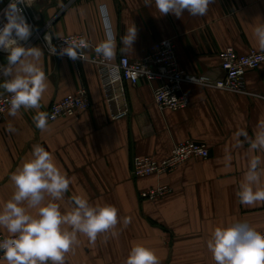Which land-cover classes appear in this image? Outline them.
<instances>
[{
  "label": "crops",
  "instance_id": "1",
  "mask_svg": "<svg viewBox=\"0 0 264 264\" xmlns=\"http://www.w3.org/2000/svg\"><path fill=\"white\" fill-rule=\"evenodd\" d=\"M29 2L27 11L36 27L49 25L56 38L84 35L90 45L88 55L92 46L107 40V29L114 37L115 59L141 60L154 43L172 39L179 68L211 81L223 78L219 54L225 49L238 54L261 51L253 29L264 22V0H214L205 15L185 11L180 18L161 15L154 0L151 6H145L144 0ZM4 3L0 0V10ZM133 24L137 36L131 48L122 37ZM35 46L42 52L39 64L48 88L40 108H21L15 117L7 114L0 123V208L15 190L11 174L32 158L33 146L39 144L71 181L64 198L56 201L62 213L71 210L72 196L118 210L116 227L99 234L95 243L78 234V243L65 255V264H126L135 244L150 248L159 264H214L207 240L215 227L241 222L264 233V202L243 205L237 196L251 156L259 155L264 168V150L250 151L245 137L236 135L244 130L254 138L258 126L264 124V66L247 71L244 93L186 84L187 107L161 111L153 100L155 83L126 85L123 93L115 86L111 90L114 100L108 102L94 65L54 58ZM0 61L7 64L6 58ZM80 87L88 92L89 111L48 121L44 131L36 127L38 112L47 113L53 102ZM124 104L129 115L111 120L112 113L122 110ZM9 125L14 131H8ZM185 141L204 144L209 158L190 159L168 174L131 177L133 158L161 161L177 143ZM260 186L264 187V174ZM158 187H169L171 192L154 201L140 198V193ZM29 212L35 215L36 210ZM124 217L130 220L127 225ZM0 234L8 235L4 229ZM0 264L6 262L0 259Z\"/></svg>",
  "mask_w": 264,
  "mask_h": 264
},
{
  "label": "clouds",
  "instance_id": "2",
  "mask_svg": "<svg viewBox=\"0 0 264 264\" xmlns=\"http://www.w3.org/2000/svg\"><path fill=\"white\" fill-rule=\"evenodd\" d=\"M144 3L151 6L152 0H144ZM154 3L161 15L173 14L180 18L185 11L192 16L205 15L214 0H154ZM21 5L31 6L29 0H10L4 9L6 23L0 27V50L7 53V64H0V97L5 93L9 95L8 115L11 117H15L21 108H40L48 88V78L39 64L41 49L19 43L27 41L31 35V26L22 14ZM253 34L259 49L264 51V22L254 27ZM136 36L137 29L133 24L122 41L132 48ZM95 51L107 60L114 57L111 40L98 44ZM68 55L76 58L73 53ZM34 123L40 130H46L48 114L38 112ZM8 131H14V128L9 125ZM236 135L245 137L250 151L264 150V124L258 126L254 138L244 130ZM226 159L230 162L231 157ZM261 164L259 155L251 156L248 161L237 192L243 205L264 202V187L260 186L264 174ZM10 180L15 190L0 208V229L8 234L0 240V259L6 264H65V255L78 243V234L95 243L99 234L118 224L116 207L109 204L94 206L81 196H72L71 210L62 213L56 201L64 198L71 181L56 165L52 154L39 144L33 146L32 158L23 162L11 174ZM29 209H35V215ZM129 222V218L124 217V225ZM207 248L214 264H264V233L247 223L215 227L207 240ZM126 264H159V260L150 248L135 244Z\"/></svg>",
  "mask_w": 264,
  "mask_h": 264
},
{
  "label": "built area",
  "instance_id": "3",
  "mask_svg": "<svg viewBox=\"0 0 264 264\" xmlns=\"http://www.w3.org/2000/svg\"><path fill=\"white\" fill-rule=\"evenodd\" d=\"M32 1V0H29ZM10 0H5L0 10V27L6 23L4 9ZM23 8V16L31 26V35L27 41H19L25 47L39 45L47 55L54 58L68 59L73 63L87 62L94 65L99 73L100 83L107 101L114 100L111 90L118 86L123 93L126 85H137L141 81L155 83L153 88V100L156 107L161 111H179L187 107L188 94L184 91V85H200L220 91L232 93H244V77L247 71H255L264 66V51L250 50L247 54H238L232 48H227L219 54L220 67L223 78L211 81L205 77L189 75L179 68L176 46L172 39H165L154 43L148 53L141 60L131 61L126 56L117 59H105L97 54L96 46H92V53L88 55L86 49L90 47L84 35H69L56 38L50 31V26L38 28L28 14L27 7ZM108 38L114 43V37L107 29ZM83 41V43H81ZM75 42V45H73ZM68 53H73L72 58ZM7 53L0 50L1 58H6ZM0 64L1 61H0ZM4 65V64H3ZM9 95L5 93L0 97V123L8 114ZM264 100V97H262ZM91 101L85 87H80L75 93L53 102L48 110V121L54 122L62 118H75L91 109ZM129 115L128 106L124 104L122 110L114 112L111 120H119ZM209 149L204 144L185 141L177 143L171 150L170 156L157 161L152 157H135L131 162L130 174L133 179H142L174 172L182 164L190 159L209 158ZM169 187H158L140 193V198L154 201L169 194ZM6 236L0 234V240ZM2 256V253H0Z\"/></svg>",
  "mask_w": 264,
  "mask_h": 264
}]
</instances>
